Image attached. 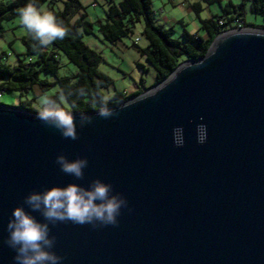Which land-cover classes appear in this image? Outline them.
<instances>
[{"label": "water", "instance_id": "1", "mask_svg": "<svg viewBox=\"0 0 264 264\" xmlns=\"http://www.w3.org/2000/svg\"><path fill=\"white\" fill-rule=\"evenodd\" d=\"M109 107L107 119L72 111L93 120L69 140L35 110L0 104V264H13L3 244L12 209L73 180L55 164L60 153L86 156L78 182H111L131 209L115 226L51 225L63 264H264V29L221 32L202 57ZM177 125L183 147L172 143Z\"/></svg>", "mask_w": 264, "mask_h": 264}, {"label": "trees", "instance_id": "2", "mask_svg": "<svg viewBox=\"0 0 264 264\" xmlns=\"http://www.w3.org/2000/svg\"><path fill=\"white\" fill-rule=\"evenodd\" d=\"M47 0H32L33 3L41 5ZM212 2L214 0H202ZM220 2V0H217ZM250 10L253 13L264 15V0H248ZM28 0H12L5 4L0 3V26L4 20L18 16V8L23 6ZM79 4L78 0L65 2L61 11H50L66 26V34L62 39L53 41L48 46L37 49L36 42L31 39L30 34L23 39L26 51L25 54L32 55L26 60L18 57L16 62L10 63L4 60L0 54V90L28 91L36 85L45 89L50 85L43 74H53L56 76L54 82L58 83L60 93L65 94V100L70 110L74 112H86L97 110L98 105L94 103L99 96L101 82L109 83V79L99 73L95 60L96 53L90 49L83 41L84 33L92 32V23L85 18L72 21L70 12L73 5ZM246 0L235 4L231 0L222 7V13L215 14L209 18L200 19L203 33H192L183 25V30L179 37L174 36V26L166 27L155 23L152 16L151 0H121L118 4L112 3L108 7L105 21L98 26L102 36L115 42L118 39L132 33L133 26L144 19L142 33L148 39L146 47H135L143 54L148 62L156 69L155 84L166 79L170 73L184 60L197 59L202 57L208 50L213 39L222 31L231 27L234 22L242 21L245 26L264 29V26H254L245 20ZM194 11L199 14L202 11L201 3L193 5ZM63 52L69 61L73 62L78 71L73 80L69 76H57L58 61L56 53ZM56 52V53H55ZM78 89H83V95L77 93ZM71 93V95H68ZM57 95H52L56 97ZM121 100H127L125 96L118 93ZM118 101V102H119ZM112 98L110 104L118 103ZM23 108H32V100L25 99L19 104Z\"/></svg>", "mask_w": 264, "mask_h": 264}, {"label": "clouds", "instance_id": "3", "mask_svg": "<svg viewBox=\"0 0 264 264\" xmlns=\"http://www.w3.org/2000/svg\"><path fill=\"white\" fill-rule=\"evenodd\" d=\"M17 12L20 25L36 42L37 49L62 39L66 34V26L53 13L32 0H28ZM83 92V89L77 90L80 95ZM35 95V118L55 129L63 139L76 140L77 127L83 128L93 120L86 113H81L78 120H74L63 93L52 97L46 92L37 91ZM94 103L98 105L97 116L107 119L116 115L109 107V96H99ZM195 133L198 144L207 141L206 124H196ZM171 134L173 145L183 147V126H174ZM88 163L86 156L70 159L63 153L57 154L55 164L73 180L63 185L51 184L32 190L23 197L21 204L12 209L3 244L13 251V264H63L64 257L55 251L56 236L51 233L50 227L58 222L88 224L92 228L119 223L122 210L128 208L127 198L115 191L111 182L100 178L92 179L86 185L79 183ZM128 210L131 211L130 208Z\"/></svg>", "mask_w": 264, "mask_h": 264}, {"label": "rangeland", "instance_id": "4", "mask_svg": "<svg viewBox=\"0 0 264 264\" xmlns=\"http://www.w3.org/2000/svg\"><path fill=\"white\" fill-rule=\"evenodd\" d=\"M70 0H47L40 6L47 10L61 11L65 6V2ZM79 4L73 5L70 12L71 20L85 18L92 23V32L83 34V41L87 46L94 50L97 57L95 64L97 70L109 79V83L101 82L100 90L103 95L109 96L114 101L121 100L118 93H121L127 99L137 96L154 86L156 79V69L148 62L146 57L135 47H146L149 43L148 39L142 33L144 27V19L141 18L132 29V33L118 39L115 42L106 40L98 30L100 23L105 21L106 13L110 4H118L121 0H78ZM190 1L191 5L194 0ZM229 0H214L212 2H203L201 13L197 14L192 8L191 11L186 9L187 0H151L152 16L157 24L166 27L174 26V36L179 37L183 25L179 22L184 19L186 28L191 32L203 33L201 28L202 18H209L218 13H222V7ZM236 4L241 0H231ZM12 0H0V3L8 4ZM245 20L254 26H264V15L253 13L250 10L249 1L246 0ZM248 27V26H246ZM28 32L20 25L18 16L12 19L4 20L0 26V54L5 61L14 63L20 57L26 60L32 55L25 54L26 48L23 39ZM51 51L54 49L48 46ZM56 53V52H55ZM58 61L57 76H69L73 80L78 71L76 65L69 61L66 55L58 51L56 54ZM42 78H46L50 85L45 89L36 85L28 91L4 90L0 94V104L19 105L22 100L31 99L32 108L36 107L37 91L46 92L50 96L57 95L60 86L54 82L56 76L53 74H43ZM65 103L66 100H65Z\"/></svg>", "mask_w": 264, "mask_h": 264}, {"label": "crops", "instance_id": "5", "mask_svg": "<svg viewBox=\"0 0 264 264\" xmlns=\"http://www.w3.org/2000/svg\"><path fill=\"white\" fill-rule=\"evenodd\" d=\"M229 1H230V0H229ZM189 2H190V1L187 0L186 9L189 10V11H191L192 9L194 10L193 5H194L195 3H198V2L200 3V0H194V2H193L191 5L189 4ZM232 2H233V1H232ZM233 3H234V2H233ZM235 4H236V3H235ZM201 5H202V4H201ZM191 8H192V9H191ZM200 13H201V12H200ZM202 19H204V18H202ZM179 22H180L182 25H187L183 18L180 19ZM190 32H191V31H190ZM196 32L199 33V34L202 33V32H199L198 30H197ZM192 33H195V32H192Z\"/></svg>", "mask_w": 264, "mask_h": 264}, {"label": "built area", "instance_id": "6", "mask_svg": "<svg viewBox=\"0 0 264 264\" xmlns=\"http://www.w3.org/2000/svg\"><path fill=\"white\" fill-rule=\"evenodd\" d=\"M246 26L242 23V21H236L234 22V24L229 27L227 30H236V29H243L245 28ZM227 30H224V31H227ZM222 31V32H224ZM3 93V90H0V94Z\"/></svg>", "mask_w": 264, "mask_h": 264}]
</instances>
